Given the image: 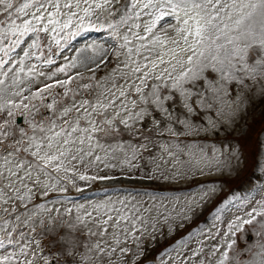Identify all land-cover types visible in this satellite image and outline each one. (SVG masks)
Returning a JSON list of instances; mask_svg holds the SVG:
<instances>
[{
    "label": "snow or ice",
    "instance_id": "1",
    "mask_svg": "<svg viewBox=\"0 0 264 264\" xmlns=\"http://www.w3.org/2000/svg\"><path fill=\"white\" fill-rule=\"evenodd\" d=\"M0 264H264V0H0Z\"/></svg>",
    "mask_w": 264,
    "mask_h": 264
},
{
    "label": "rangeland",
    "instance_id": "2",
    "mask_svg": "<svg viewBox=\"0 0 264 264\" xmlns=\"http://www.w3.org/2000/svg\"><path fill=\"white\" fill-rule=\"evenodd\" d=\"M254 239V238H253ZM250 240H252V239H250Z\"/></svg>",
    "mask_w": 264,
    "mask_h": 264
}]
</instances>
